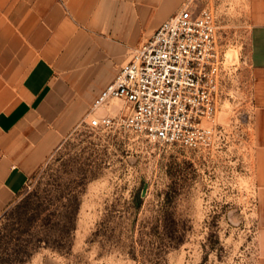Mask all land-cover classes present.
I'll list each match as a JSON object with an SVG mask.
<instances>
[{
	"label": "rangeland",
	"instance_id": "rangeland-1",
	"mask_svg": "<svg viewBox=\"0 0 264 264\" xmlns=\"http://www.w3.org/2000/svg\"><path fill=\"white\" fill-rule=\"evenodd\" d=\"M230 2L208 3L226 65L213 147L159 145L79 119L0 212V264H255L248 29Z\"/></svg>",
	"mask_w": 264,
	"mask_h": 264
},
{
	"label": "crops",
	"instance_id": "crops-1",
	"mask_svg": "<svg viewBox=\"0 0 264 264\" xmlns=\"http://www.w3.org/2000/svg\"><path fill=\"white\" fill-rule=\"evenodd\" d=\"M248 29L247 168L264 264V0H230ZM210 0H0V212L88 111L133 49Z\"/></svg>",
	"mask_w": 264,
	"mask_h": 264
},
{
	"label": "built area",
	"instance_id": "built-area-1",
	"mask_svg": "<svg viewBox=\"0 0 264 264\" xmlns=\"http://www.w3.org/2000/svg\"><path fill=\"white\" fill-rule=\"evenodd\" d=\"M226 65L209 5L185 4L133 49L93 99L89 129L117 130L159 145L213 147L221 125Z\"/></svg>",
	"mask_w": 264,
	"mask_h": 264
}]
</instances>
